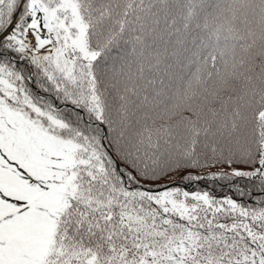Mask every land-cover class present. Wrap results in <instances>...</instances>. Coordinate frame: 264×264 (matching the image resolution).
<instances>
[{"label":"snow or ice","instance_id":"obj_1","mask_svg":"<svg viewBox=\"0 0 264 264\" xmlns=\"http://www.w3.org/2000/svg\"><path fill=\"white\" fill-rule=\"evenodd\" d=\"M0 264H264V0H0Z\"/></svg>","mask_w":264,"mask_h":264},{"label":"trees","instance_id":"obj_2","mask_svg":"<svg viewBox=\"0 0 264 264\" xmlns=\"http://www.w3.org/2000/svg\"><path fill=\"white\" fill-rule=\"evenodd\" d=\"M213 171H216V170L213 169ZM176 179L178 180L179 178L177 177ZM224 184L225 182L223 181H220L218 183H213L211 181L204 180V181L197 182L196 186L200 188H207V189L213 190L215 194L219 196V195H223L224 193L228 192V188L226 186H223Z\"/></svg>","mask_w":264,"mask_h":264}]
</instances>
